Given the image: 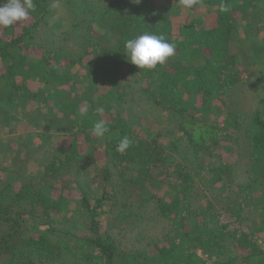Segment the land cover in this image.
Returning a JSON list of instances; mask_svg holds the SVG:
<instances>
[{"label":"trees","instance_id":"16d2710c","mask_svg":"<svg viewBox=\"0 0 264 264\" xmlns=\"http://www.w3.org/2000/svg\"><path fill=\"white\" fill-rule=\"evenodd\" d=\"M59 1L76 14L79 52L37 42ZM33 2L26 20L0 28V126L28 122L46 141L55 134L60 142L29 175L19 170L30 154L24 157V143L13 162L0 163V264H264V111L242 114L226 103L234 86L253 77L252 67H240L239 32L264 0H198L184 14L157 0ZM221 4L229 11H219ZM145 32L175 45L152 69L124 54L125 41ZM128 74L142 81L130 92L165 112L177 137L135 128L113 109L125 102ZM17 96L34 108L19 112ZM100 119L109 130L103 137L92 132ZM232 129L243 135L248 159L239 182L223 158L233 149ZM125 135L132 145L121 154L116 144ZM182 142L192 161L178 159ZM197 183L236 191L226 205L196 206ZM72 190L75 197L66 194ZM149 205L168 222L164 241L119 247L112 229L133 226Z\"/></svg>","mask_w":264,"mask_h":264},{"label":"rangeland","instance_id":"374dc122","mask_svg":"<svg viewBox=\"0 0 264 264\" xmlns=\"http://www.w3.org/2000/svg\"><path fill=\"white\" fill-rule=\"evenodd\" d=\"M93 1L98 4L99 2L104 3L107 0ZM157 1L161 6L168 4L171 10L178 11L181 14L188 11V9L180 6L178 2L166 3L167 0ZM259 8L260 10L257 9L258 11L255 10L252 13V18L249 21L247 18L242 20V30L240 29L239 32L242 38L238 47L241 53L240 58L242 59L240 67L241 69H244L245 66L252 67L250 72L253 70V77L247 78L245 81L234 86L229 93V98L226 100L229 107L238 109L242 114H250L257 110L264 111V4H260ZM206 12L205 9L204 15ZM75 18L76 14L71 10L68 3L55 2L48 14L47 22L39 26L36 34L38 44L42 46L62 45L70 48L71 51L79 52L81 49L80 45H82L79 41L81 31L78 28H73ZM247 22L250 23L245 25ZM2 64L4 62L0 60V66ZM122 81L126 92L125 102L123 104L115 102L113 109L124 114L125 118L130 120L135 128L149 126L152 130L163 131L165 135L169 136H164L163 139L168 141L173 136L171 129L173 126L167 119V114L157 108L146 97L140 95L138 91L133 94L130 92V89L138 88V85H141L142 81L132 74L122 77ZM31 103L33 102H27L26 99L17 96L14 99L13 106L23 113L34 108ZM226 108L225 105L221 104L222 110H226ZM42 110L45 113V109ZM216 114V119L221 121L220 117L224 116L220 113ZM19 115L21 114L19 113ZM167 132H170L172 135H168ZM45 133L48 132L45 131ZM229 134L231 139L228 143L233 145V149L229 152H224L223 158L226 161L232 162L235 181L239 182L245 180L248 166L245 151L243 152V148L240 149V144L244 145V137L241 132L234 129L230 130ZM44 137L28 122L20 121L13 127L0 126V163L4 161L7 163L13 162L14 157L17 158L18 156L15 153L19 149L18 144L24 143L26 144L23 151L24 157L27 152H30V154L27 156L28 159L25 165L19 167V170H21L23 175H29L30 171L36 172L42 165L44 158L48 155V152L55 149L60 142L59 136L55 134L49 138V142ZM175 137L177 136H173L172 138ZM179 148L178 159L181 161H192L188 160L190 155H187L186 158L184 157L187 152L184 155L181 154V150H184L183 142L179 144ZM97 155L101 158L99 161L104 162L105 157L101 152V148L98 149ZM235 191L236 189L207 187L197 183L192 193L193 203L196 206L205 205L208 202L213 203L216 207L226 205L230 203V199L234 196ZM66 194L75 197L77 192L72 190L71 192L67 191ZM153 207L149 205L143 208L141 218L133 226L124 229H112L114 239L119 247L131 250L140 248L147 242L157 241V243H161L164 241L163 236L169 230L168 222L157 215L152 209ZM252 211V208L249 207V210L245 211L244 214L250 222L254 220L253 217L256 214L252 213ZM28 224L33 228L32 222Z\"/></svg>","mask_w":264,"mask_h":264},{"label":"clouds","instance_id":"9594fccd","mask_svg":"<svg viewBox=\"0 0 264 264\" xmlns=\"http://www.w3.org/2000/svg\"><path fill=\"white\" fill-rule=\"evenodd\" d=\"M139 4L141 0H133ZM180 6L192 9L198 0H178ZM35 10L33 0H5L0 3V28H9L21 21L26 20L30 11ZM219 11L227 12L228 7L221 4ZM124 54L127 60L139 69H152L158 64H164L167 59L175 54V45L168 42L161 34L142 33L134 38L127 39L124 44ZM102 112V109H97ZM105 122L97 120L92 128V132L97 137H103L108 132ZM132 145V140L124 136L118 140L116 151L123 154Z\"/></svg>","mask_w":264,"mask_h":264}]
</instances>
